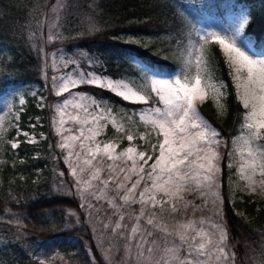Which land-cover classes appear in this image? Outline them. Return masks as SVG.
I'll list each match as a JSON object with an SVG mask.
<instances>
[{
  "label": "snow or ice",
  "instance_id": "1",
  "mask_svg": "<svg viewBox=\"0 0 264 264\" xmlns=\"http://www.w3.org/2000/svg\"><path fill=\"white\" fill-rule=\"evenodd\" d=\"M48 7L59 18L64 6ZM249 23V15L244 14L234 31L201 34L179 53L182 66L168 78L145 72L139 82H125L78 71V62L72 59L63 63V68L77 65L71 72L45 74L51 94L62 98L51 105L52 127L59 139L49 147L65 153L73 194L80 197V207L88 213L93 229H99V245L107 264H236L237 252L229 243L224 220L227 198L220 191L221 162L232 169L238 156L235 175L247 191L264 190V56L250 51L252 41L247 37L240 39ZM52 39L49 35L48 40ZM210 44L219 46L244 110L241 132L230 142L196 108L197 101L211 95L220 111L224 110L223 85L205 75ZM82 85L105 89L129 104L145 107L118 113L104 100L73 91ZM46 99L40 97L39 106H47ZM69 122L75 127H66ZM109 124L128 141L120 151L114 140L97 139ZM126 124L142 126L143 131L133 132ZM21 136L27 143H36V137L17 124L11 149L20 146ZM2 137L0 127V143L5 142ZM41 139L46 137L41 134ZM135 140L143 142L142 150ZM189 194H198L203 204L188 200ZM209 199L220 220L195 219V212L206 208ZM102 202L107 204L103 214ZM189 208L193 218L177 219ZM121 240L122 246L118 244Z\"/></svg>",
  "mask_w": 264,
  "mask_h": 264
},
{
  "label": "trees",
  "instance_id": "2",
  "mask_svg": "<svg viewBox=\"0 0 264 264\" xmlns=\"http://www.w3.org/2000/svg\"><path fill=\"white\" fill-rule=\"evenodd\" d=\"M55 0H0V94L7 86L36 82L43 85L39 52L41 17ZM216 14L228 6L248 8L250 23L243 35L252 41V51L264 50V0H207ZM63 11L55 18V41L66 49L86 52L99 58L103 72L118 77L131 68L136 59L147 69L170 72L182 66V56L172 52L159 56L155 48L163 37L170 43L181 40V20L169 0H60ZM223 11V12H222ZM56 25H59L57 27ZM95 30H90L91 26ZM145 39L149 40L147 43ZM146 43V46H145ZM168 51V48H164ZM207 75L224 84L223 112L206 99L197 110L229 142L239 129L244 110L236 96L225 58L216 46L207 54ZM125 109H137L113 93L82 85L75 89ZM38 107L27 98L18 112V125H36L46 139L21 143L0 162V264H107L101 255L98 233L90 225L82 201L74 195L68 169L60 159L48 123V103ZM34 119H38L37 124ZM16 130L10 131V136ZM225 151L223 148L222 153ZM225 196L224 220L229 243L235 246L237 264H259L264 244V207L231 200L229 170L221 162ZM65 175L61 177L59 173ZM136 207V206H135ZM103 209V207L101 206ZM241 210L242 215L237 211ZM103 214V211L102 213ZM36 257L29 249L36 245ZM105 247V246H104Z\"/></svg>",
  "mask_w": 264,
  "mask_h": 264
},
{
  "label": "rangeland",
  "instance_id": "3",
  "mask_svg": "<svg viewBox=\"0 0 264 264\" xmlns=\"http://www.w3.org/2000/svg\"><path fill=\"white\" fill-rule=\"evenodd\" d=\"M169 1L181 20L182 28L181 30H179V35L181 37V40L176 39L175 43H170V37L161 38L163 44L155 48L159 56H165L166 54L168 53L171 54L172 52L179 54L184 49L190 48V46L198 40L201 34H206L209 31H218V32L234 31L242 15L244 14L249 15L248 8L241 5L228 6L226 10H224V12L222 11L223 13L219 15L216 14L215 10L207 0H169ZM52 4L60 5L61 2L60 0H55L53 3H51V5ZM55 18H56V14L52 13L49 8L47 9L46 15L41 17V28L39 32L38 45H39V50L41 48L44 49L43 52L39 51L40 60L42 63L41 74H42L43 85L41 86L36 82L12 84L7 86L6 89L0 94V127H2L3 129L2 139L5 141L4 143H0V162H2L7 155L8 156L11 155L12 149L10 148V141L13 137H15L16 133L10 136V131L13 129L16 130V125L19 124L16 118L18 117V112H20L23 108V105H21L20 103L21 100L25 102V100L29 98L40 108V107H44V106H39L41 104L40 97H47V96L49 97V101L47 100L49 128L54 138V142L56 143L58 141L59 137L55 135L54 129L52 127V118L54 116V112L52 111L51 105L56 103L58 100L62 98L56 97L51 94V92L49 91V82L45 79V74L47 73L49 76H51L53 73L57 75H61L65 72H71L73 68H77V65H69L68 68H63V63L65 59H72L77 61L79 65V67L77 68L78 71L95 72L98 75L107 76L109 78H113L117 80L122 79L125 82H131V81L139 82L141 78L144 76L145 72H147L148 75L168 78L175 75V73L179 71V68H176L170 72L156 73L147 69L136 59H132L131 61H129V64L131 65V68L129 70L122 73L118 77H111L103 72V64L99 58L93 55H89L86 52L77 51L73 48L66 49L63 46L58 45V43L55 41V34H54L56 32L54 29ZM49 35L53 36L52 40H48ZM240 39L241 40L245 39L243 34L241 35ZM148 41L149 40L145 39L146 43ZM213 46H216L219 49L218 45L210 44L207 46V54L210 53V48ZM165 47L168 48V51H165L164 49ZM250 51L256 56H264V50L261 53H255L250 48ZM53 53L55 54L54 56ZM220 53L223 56L222 52ZM54 62H55V68H53ZM205 75L208 76L207 73H205ZM211 80L214 84L223 85V88L221 89V91L223 92L224 84L222 80H220L219 78H215L213 76H211ZM231 80L233 82L232 76H231ZM73 91L84 93L78 90H73ZM84 94L87 96L94 97L88 93H84ZM96 99L102 100L100 98H96ZM206 99L210 100L211 102H213L214 105L217 106L211 95H209V97ZM43 103L45 104L46 100ZM200 103L201 102L197 101L196 108ZM107 104L109 106H112L116 112L121 114L124 112L132 111V109H125L118 106H114L108 102ZM68 111L71 112L72 109L69 108ZM34 121H36L37 124H40L38 119H34ZM32 125H33L32 123H28L27 124V126L29 127L28 129L22 127H20V129L23 132H28L30 135H34L36 137V143H37L41 139V133L37 129L31 127ZM66 127H75V126L72 125L71 122H69V124L66 125ZM127 127H130L133 132L143 131L142 126L137 127V126H129L126 124V128ZM240 132H241V125L234 136L238 135ZM22 138L25 140L23 136ZM97 139L99 141L114 140L119 145L117 151H120L122 148L128 145V141L123 137V134L117 133L116 130L112 128L110 124L107 128L103 130V133L100 136H98ZM133 143L139 145L141 147V150L143 149L144 145L142 141L135 140ZM222 150L223 148L220 149L221 153ZM57 151L60 153L61 162L64 164L63 156L65 153L61 152L58 148ZM238 159L239 157L236 156L235 159L233 160L234 167L232 169H228L229 177H231V179H229L228 177V189L231 200H243V196H246L248 197L249 201H253L255 203V207H254L255 209L264 207V190H258L255 193H249L244 186V182L240 181L238 177L235 175L236 168L238 167L237 164ZM149 163H151V161ZM64 166L67 168L65 164ZM69 177L72 181V177L70 174ZM186 198L197 205L203 204V201L199 198L198 194H189L187 195ZM101 206L103 207L102 211L104 209H107L106 203L102 202ZM215 207L216 206L213 205L212 201L209 199L208 206L204 208L202 211H196L194 214V218L197 220L200 219L201 217L211 218L213 221L220 220V217L214 215ZM136 208L138 209L139 205H136ZM108 211L110 212L111 210L108 209ZM237 212L238 214L242 215L241 210ZM187 218H193L192 208H189L187 212L177 216V219L179 220H183ZM87 220L90 223L89 216ZM95 231H97L99 236V229H96ZM118 244L122 246L123 241L122 240L119 241ZM104 246L105 248L109 247L107 238H105ZM41 247L42 245L39 244L33 246L29 249V252L30 253L33 252L34 256L36 257L40 253L37 252V249ZM101 255L105 259L104 251H102ZM45 264H54V262H45Z\"/></svg>",
  "mask_w": 264,
  "mask_h": 264
}]
</instances>
